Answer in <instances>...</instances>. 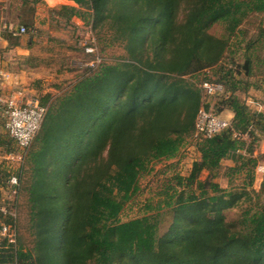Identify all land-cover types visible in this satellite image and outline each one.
<instances>
[{
    "label": "trees",
    "instance_id": "16d2710c",
    "mask_svg": "<svg viewBox=\"0 0 264 264\" xmlns=\"http://www.w3.org/2000/svg\"><path fill=\"white\" fill-rule=\"evenodd\" d=\"M16 1L10 9L29 3ZM71 1L88 12L62 6L54 15L67 22L89 19L96 28L109 25L127 56L89 68L91 75L66 98L60 114L51 116L50 95L41 101L49 108L42 127L54 122L29 147L44 143L30 151L36 163L30 189L34 247L23 246L15 201L14 209L7 205L8 213H0V231L4 225L16 230L15 242L0 240V264H264V208L240 220L227 213L250 198L247 188L264 159L252 150L264 134V112L251 110L237 96L250 88L241 86L244 76L264 65V0ZM23 26L34 40L33 25ZM4 36L13 45L23 37ZM231 49L232 54L243 50V63H225ZM204 82L221 90L209 94ZM219 96L215 115L229 111L232 126L210 139L196 138L199 111H210ZM9 137L0 147L13 152ZM190 138L201 159L187 179L179 178L178 187L197 185L199 195L170 187L164 201L168 224L150 206L124 221L125 206L151 164L176 158ZM229 159L235 163L231 176L245 174L248 180L240 191L213 182ZM204 172L209 177L202 181ZM14 176L16 187L10 184ZM20 183L19 173L0 170L4 189L19 195Z\"/></svg>",
    "mask_w": 264,
    "mask_h": 264
},
{
    "label": "rangeland",
    "instance_id": "374dc122",
    "mask_svg": "<svg viewBox=\"0 0 264 264\" xmlns=\"http://www.w3.org/2000/svg\"><path fill=\"white\" fill-rule=\"evenodd\" d=\"M10 1L0 0V17L4 19L2 28L5 25H13L14 27L17 25H33L34 40H31L28 33L21 38L26 43L34 42L33 49L30 51V60L27 59L29 62H25V64L36 68L28 77L25 75V82L15 84V90L18 92L13 95L4 93L3 97L6 103L14 102L17 106L25 105L33 100H38L41 103L46 96L50 95L51 100L48 107L53 103L51 116L58 115L61 113V106L66 98L75 92L81 81H85V76L89 77L91 75V73H86L89 68L96 67L95 69H97L102 63L113 65L119 59L127 56L123 45L115 40L109 25L96 28L93 23L88 22L89 19L85 20L79 17H74L67 22L65 19H59L55 16L52 9H48L47 6L35 0H28L29 3L21 9L17 10L15 5L10 9ZM15 4L19 6L22 4V0H17ZM68 6L75 7L83 13L88 12L75 2ZM59 8L58 6L54 9L59 10ZM19 15L23 17V20L18 18ZM233 51L234 49H231L226 55L225 63H228L231 59L243 63V50H237V53L232 54ZM207 73L212 77V81L218 80L215 73L209 70ZM34 83L35 90L33 91L34 87L32 85ZM203 85L201 87L205 90ZM245 85L250 86L249 90L240 89L237 96L251 110L264 112V65L262 67L255 65V71L250 78L244 76V82L241 86ZM220 97H215L212 100L210 113L216 114ZM17 99L20 100L19 103L16 102ZM54 104H56V107ZM222 117L231 120L232 114L225 111L222 113ZM53 122L51 120L46 127L45 121L39 132L40 137H43L45 128H49ZM6 124L7 117L4 110L0 108V141H6V138H8ZM62 134H65V132ZM60 137L63 138L64 135ZM245 137L248 139L247 143H251L250 137L248 135ZM191 142L190 138L176 158L151 164L150 171L140 178L137 194L125 206L122 213L124 221L140 217L150 206L153 208L152 213L160 212L163 214V222L168 224L171 218L166 212L167 208L164 201L167 199L166 193L170 187H175L179 191L185 190L186 193L193 190L199 195L200 191L197 185H194L192 189L178 187L179 178L187 179L191 175L194 163L201 159V155ZM8 144H11V142ZM42 144L44 143L40 142V144L32 146L28 150H22L16 143H13V146L10 147L13 152L7 151L2 146L0 147V170H6L11 174L16 172L21 175L20 194L13 192L10 188H0V205L3 207L8 205L11 209H14V202L18 203L19 207L16 210L19 219V236L22 237L23 246L26 249H32L35 242L33 231L30 230L33 211L30 189L35 180L36 171L34 169L36 163H34L30 151L41 150ZM252 150L255 158L263 156L264 138H258L254 142ZM9 153L13 156H10ZM234 166L235 163L230 159L223 161L221 168L218 170V177L213 180L214 183L219 184L221 189L240 191L246 185L248 180L245 174L231 176L230 169ZM252 167L253 165H249L247 169ZM254 173V183L247 188L250 198L243 197L234 208L228 210L227 213L231 218L240 220L246 213L250 211V213H253L255 210L264 208V159L259 161ZM208 177L209 173L204 172L200 175V180L205 181ZM159 204L163 205L162 209H158ZM2 238L0 234V240Z\"/></svg>",
    "mask_w": 264,
    "mask_h": 264
},
{
    "label": "built area",
    "instance_id": "2783aa9c",
    "mask_svg": "<svg viewBox=\"0 0 264 264\" xmlns=\"http://www.w3.org/2000/svg\"><path fill=\"white\" fill-rule=\"evenodd\" d=\"M3 30H7L14 36L20 37L28 33L25 26L14 27L13 25H5L3 27ZM203 86L209 94L221 90L220 87L210 82H206ZM0 108L4 110V113L7 117V131L10 138L14 141V143L17 144L20 149H28L32 145L37 134L42 128L47 114V108L41 105L38 100H33L25 105L20 106L15 105L14 102L6 103L1 90ZM231 126V120L210 113L205 109H201L198 113L196 121L195 137L210 139L216 134L230 128ZM259 136L262 135L259 134ZM262 138H264V134ZM9 154L10 156H13V154ZM10 184L15 187L18 186V178L15 176L12 177L10 180ZM13 192L18 194V191L16 190H13ZM4 207L0 205V213L7 214V207ZM0 234L3 238H8L9 242H15L16 230L11 226L4 225L0 231Z\"/></svg>",
    "mask_w": 264,
    "mask_h": 264
},
{
    "label": "crops",
    "instance_id": "0c3cea01",
    "mask_svg": "<svg viewBox=\"0 0 264 264\" xmlns=\"http://www.w3.org/2000/svg\"><path fill=\"white\" fill-rule=\"evenodd\" d=\"M41 3L47 6L48 9L55 10L54 9L55 7H58V6L61 7L64 5L68 6L72 4L73 1L71 0H43ZM3 20H4L3 17H0V90L3 93V95L4 93H7V94L9 93V95H13L15 94V92H18L15 90V87H16L15 84L16 85L22 84L25 79V75L28 77L29 74H32L33 69L36 68V67L33 68L29 66L28 64H25V62H29L28 60H30L29 58L31 54L30 51L33 49L32 45L34 44L32 43V41H30L29 43H26L24 42L22 38L21 39L19 38L18 44L13 45V43L7 40L6 37L4 36L5 33L7 32L10 33V32L9 31L6 32V30H3L2 28ZM32 86L34 87L33 88V91H34L35 83ZM11 97L13 98V96ZM16 102L19 103L20 100L17 99ZM5 128L7 131V124ZM7 134H8V131H7ZM0 188L2 187L0 186Z\"/></svg>",
    "mask_w": 264,
    "mask_h": 264
}]
</instances>
